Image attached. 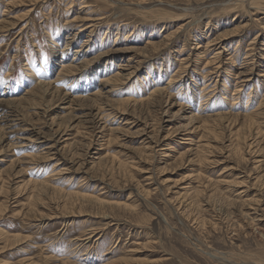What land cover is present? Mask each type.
I'll return each mask as SVG.
<instances>
[{
	"label": "rangeland",
	"instance_id": "rangeland-1",
	"mask_svg": "<svg viewBox=\"0 0 264 264\" xmlns=\"http://www.w3.org/2000/svg\"><path fill=\"white\" fill-rule=\"evenodd\" d=\"M0 22V264L264 262V0H0Z\"/></svg>",
	"mask_w": 264,
	"mask_h": 264
},
{
	"label": "bare ground",
	"instance_id": "bare-ground-1",
	"mask_svg": "<svg viewBox=\"0 0 264 264\" xmlns=\"http://www.w3.org/2000/svg\"><path fill=\"white\" fill-rule=\"evenodd\" d=\"M10 2V1H9ZM9 2L7 1L6 2V4L8 5L9 4ZM14 3V2H13ZM262 3V2H261ZM260 3V4H261ZM11 4V3H10ZM25 4V3H24ZM260 4H258V5H260ZM263 4V3H262ZM257 9L259 10V9H262V7H259V6H257ZM12 11H13V9H12ZM94 14V13H93ZM23 17V16H22ZM16 18V17H15ZM19 19V18H18ZM22 20V19H21ZM74 21L76 20V18L75 19H73ZM9 21V20H8ZM12 21V20H11ZM17 21V20H16ZM1 23V22H0ZM80 26V25H79ZM240 26V25H239ZM15 30V29H14ZM236 32V31H235ZM232 33V32H231ZM237 33V32H236ZM57 34V33H56ZM75 34V33H74ZM150 35H151V37L154 35V32L153 33H149ZM171 34V33H170ZM172 35V34H171ZM170 35V36H171ZM174 35V34H173ZM172 35V36H173ZM222 37V36H221ZM224 37V36H223ZM101 39V38H100ZM149 40V39H148ZM147 40V41H148ZM168 40H169V38H168ZM158 41V40H157ZM156 41V43H152V42H155V41H148L147 42V44H146V46H145V49L146 50H144V52L146 51V52H154V51H156L157 52V50H160L161 48H162V46H164L165 44H167V43H165V41H161V42H157ZM167 41V40H166ZM215 42V41H214ZM211 43V42H210ZM212 44V43H211ZM69 45V44H68ZM208 45V44H207ZM102 46V45H101ZM166 46V45H165ZM83 48V47H82ZM67 49V48H66ZM65 50V49H64ZM217 50V49H216ZM60 51V50H59ZM86 51V50H85ZM56 52H58V50H56ZM81 52V48H78L77 49V51H76V53H75V55H78L79 53ZM83 52V51H82ZM220 51H218V53H214L213 54V56L210 58L211 60H209L210 61V64L212 63V64H215V63H217L216 61H219V56H220V53H219ZM17 53V52H16ZM15 53V54H16ZM61 53H63V51L61 52ZM103 54H105V53H103ZM144 54V53H143ZM85 55V54H84ZM212 55V54H211ZM60 58V57H59ZM77 58V57H76ZM83 58V57H82ZM202 58V57H201ZM221 59V58H220ZM183 60V59H182ZM82 61V60H81ZM208 61V62H209ZM221 62V61H220ZM37 63V62H36ZM36 63H34V64H36ZM73 63V62H72ZM79 63H81V62H79ZM234 63V62H233ZM250 63V62H249ZM78 65V64H77ZM216 65V64H215ZM31 66V65H30ZM62 66V65H61ZM59 67H60V65H59ZM63 68V70L65 69V74H68V75H70L71 73L73 74L76 70H78L79 69V67L78 66H69V65H66L65 63H64V65L62 66ZM111 67V66H110ZM37 68V67H36ZM125 68V67H124ZM162 68V67H161ZM219 68H221V67H219ZM38 69V68H37ZM110 69V68H109ZM134 70V69H133ZM35 71H37V70H35V69H33V71L31 70V72H30V75H33L34 74V72ZM136 71V70H135ZM177 71H179V69L177 70ZM217 71V70H216ZM63 72V71H62ZM130 72V71H129ZM218 72V71H217ZM245 72V71H244ZM247 72H248V69H247ZM11 73V72H10ZM37 73H39L38 71H37ZM61 73V72H60ZM152 73V72H151ZM107 74V73H106ZM153 74V73H152ZM240 75V74H239ZM244 75V74H243ZM114 76V75H113ZM119 72H117V74H116V76H114V77H111V78H109L106 82H108V83H110L111 81H113V80H115V78H116V80L118 81V79H119ZM129 76V75H128ZM241 76V75H240ZM62 77V76H61ZM60 77V78H61ZM123 77V76H122ZM131 77V76H130ZM154 78V77H153ZM57 79V78H56ZM65 79V78H64ZM74 79H75V77H74ZM155 79V78H154ZM244 80V79H243ZM43 81V80H42ZM49 81V80H48ZM52 81V80H51ZM57 81H60V79L58 80L57 79ZM62 81V80H61ZM76 81V80H75ZM126 81V80H125ZM65 82V81H64ZM115 82V81H114ZM176 82V81H175ZM57 83V82H56ZM72 84V83H71ZM209 84V83H208ZM33 87V86H32ZM64 87V86H63ZM66 87H68V86H66ZM160 87V86H159ZM65 88V87H64ZM29 89H30V87H29ZM32 89V88H31ZM111 89V88H110ZM149 89V88H148ZM28 90V89H27ZM78 90V89H77ZM166 89L164 88V87H162V88H160V89H156V90H154V91H152L151 93H149V94H151L149 97H147V95H146V98H144V99H140V100H136V101H134V106H135V104L136 105H139V106H141V107H147V109H149V108H157V109H159V108H162L163 107V105L164 104H171V105H173L174 103H171L170 102V96L169 95H167L166 94V91H165ZM236 90V89H235ZM150 92V91H149ZM117 93V92H116ZM27 94L28 95H30V96H33V97H35L34 99H36V98H40V99H45L46 97L48 98V97H50V101H49V103L50 102H53V100L54 99H57V98H59L60 96H65V95H68V93L67 92H63L62 91V89H60V88H55L53 85H52V83L51 82H42V83H39L34 89H32V90H29L28 92H27ZM97 94V93H96ZM102 95V94H101ZM205 97V96H204ZM204 97H202L201 99L203 100L204 99ZM208 97V96H207ZM90 98V97H89ZM200 98V97H199ZM74 99H77V98H74ZM114 99V98H113ZM207 99V98H206ZM68 100V99H67ZM97 100V99H96ZM208 100V99H207ZM23 99H12V100H9V102H6V103H8V104H10V105H19V107H21V108H26V107H30V108H32V109H37V104H36V101L37 100H31V101H26L27 102V104L26 105H21V103H23ZM72 100H70V102H71ZM80 101V100H79ZM92 101V100H91ZM122 101V103H124L125 105H127L129 102H131V100L129 99V98H124V99H122L121 100ZM31 102V103H30ZM66 102V101H65ZM202 102V101H201ZM206 102V101H205ZM43 104V103H42ZM235 104V103H234ZM100 105V104H99ZM63 107V106H62ZM100 107V109H98L97 110V112L96 113H94V112H90V115L88 116V122L89 123H91V122H93V124H97L98 122H100V120L101 119H103V116H100L99 115V111H101V109H102V107H101V105L99 106ZM208 107V106H207ZM73 108V107H72ZM135 108V107H134ZM133 108V109H134ZM182 108V107H181ZM181 108H180V110H181ZM125 109V108H124ZM19 110V109H18ZM74 110V109H73ZM248 110V109H247ZM199 111H201V110H199ZM89 112V111H88ZM192 112V111H191ZM87 113V112H86ZM204 114V113H203ZM229 116H231V117H233V120L235 121V122H237V121H239V119L240 118H243L244 120V123H250V125L251 124H255L254 122H255V119H256V115H254V114H244V115H242V114H239V112H238V114H235V113H230V114H228ZM23 116L24 115H22V118H23ZM79 116V115H78ZM72 117V116H71ZM85 117V116H84ZM225 117H227V113H225V114H223V113H216V114H213V115H207V116H202V117H195V116H192V117H190V123L191 122H193L194 120H198V124L194 127V130H202V134H201V136H200V144L201 143H203V142H201V137H209V136H211L213 133H217L218 132V130H217V125L218 124H220L219 122H220V120H222V119H224ZM14 118V117H13ZM70 118V117H69ZM229 118V117H228ZM9 119V118H8ZM226 119V118H225ZM259 119V118H258ZM82 120V119H81ZM1 121V120H0ZM18 121V120H17ZM87 121V120H86ZM9 122V121H8ZM28 123V122H27ZM1 124V123H0ZM11 124V123H10ZM200 124V125H199ZM249 125V126H250ZM23 128V127H22ZM21 128V129H22ZM66 128L67 127H64L62 124L60 125H58V128L56 129V132L57 133H59V134H64L65 135V133H66ZM21 131V130H20ZM79 131V130H78ZM30 133V132H29ZM32 134V133H31ZM213 136V135H212ZM219 136V135H218ZM17 139V138H16ZM190 140H192V138L190 137L189 138V142H191ZM1 143V142H0ZM20 143V142H19ZM33 143V142H32ZM205 144V143H204ZM207 144H208V142H207ZM67 146V145H66ZM202 145H200V147H201ZM204 146V145H203ZM249 146V145H248ZM149 147V146H148ZM200 147L198 146V148L200 149ZM205 147H207V146H205ZM34 149V148H33ZM202 149V148H201ZM47 150V149H46ZM52 150V149H51ZM204 150H205V148H204ZM203 151V150H202ZM246 151V150H245ZM34 153V152H33ZM206 153V152H205ZM40 155V154H39ZM202 157V156H201ZM60 159V158H59ZM7 160V159H6ZM5 162V160H4V157L3 158H1L0 157V162ZM57 163V162H56ZM122 164V163H121ZM57 165V164H56ZM38 166V165H37ZM55 167V166H54ZM96 167V166H95ZM1 172V171H0ZM52 172V171H51ZM50 172V173H51ZM60 172V171H59ZM55 173V172H54ZM53 174H51L50 176H48L47 175V177L46 178H44V180H47V179H49L51 176H52ZM56 178V177H55ZM54 178V179H55ZM35 180V182H33V181H28L27 183H26V185L28 186V183L30 184V187H32L33 186V190L34 191H39L40 193H38V197H40L41 196V191H43L44 189H47V188H49L48 187V185L46 184V181H37V179H34ZM43 180V179H42ZM32 185V186H31ZM51 185V184H50ZM25 186V185H24ZM51 186H53V185H51ZM54 190L56 189V188H53ZM49 192V191H48ZM74 193V192H73ZM76 193V192H75ZM78 193V192H77ZM76 193V194H77ZM84 194V193H83ZM242 195V194H241ZM34 196V195H33ZM77 196H78V194H77ZM90 196V195H89ZM84 197L85 198H87L86 197V195H84ZM72 198V197H71ZM93 198V197H92ZM31 199V198H30ZM76 199V198H75ZM93 200V199H92ZM95 200V199H94ZM97 201H99L100 202V204L102 203V201L100 200V199H96ZM105 200V199H104ZM111 202V201H110ZM115 203V202H114ZM129 205H131V204H129ZM129 205H127V204H125V208H127V207H130ZM73 210V209H72ZM135 210V209H134ZM3 211V210H2ZM53 216V215H52ZM54 217V216H53ZM52 219V218H51ZM240 226V225H239ZM4 233V232H3ZM93 233V232H92ZM91 233V234H92ZM93 235V234H92ZM5 236V235H4ZM12 236V235H11ZM19 236V235H18ZM6 237H8V240H9V238H11L10 236H6ZM21 237V236H20ZM19 237V238H20ZM22 238V237H21ZM7 240V239H6ZM7 240V241H8ZM9 242V241H8ZM59 243V242H58ZM49 244V243H48ZM72 245V244H71ZM261 245V244H260ZM262 245H264L263 243H262ZM69 247V246H68ZM261 247V246H260ZM45 249V248H44ZM263 251H262V253L264 254V248L262 249ZM206 252V251H205ZM167 259V258H166ZM229 258H224V260H227V261H229L228 260ZM236 261V263H241V262H243L244 264H248L246 261H244V260H240V259H235ZM125 260H123L122 262H124ZM127 262H128V260H126ZM118 262V261H117ZM69 263V262H68ZM121 263V262H120ZM125 263V262H124ZM32 264V263H31ZM115 264V263H114ZM118 264V263H117ZM126 264V263H125ZM251 264V263H250ZM258 264V263H257ZM261 264H264V262H262Z\"/></svg>",
	"mask_w": 264,
	"mask_h": 264
}]
</instances>
